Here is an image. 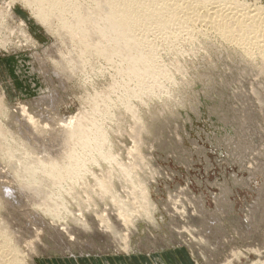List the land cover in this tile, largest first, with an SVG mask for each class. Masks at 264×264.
I'll return each instance as SVG.
<instances>
[{"label": "rangeland", "instance_id": "obj_1", "mask_svg": "<svg viewBox=\"0 0 264 264\" xmlns=\"http://www.w3.org/2000/svg\"><path fill=\"white\" fill-rule=\"evenodd\" d=\"M237 3L247 9L259 8L264 15V0H237ZM0 8L4 21L3 26L0 25V36L7 35L9 43L2 46L4 41L0 38V94L6 105L0 112V121L8 125L11 132L21 133V140L32 145L24 147L25 153L11 151L4 161L0 160V197L7 199L6 191H22L25 197H32L47 187L43 175L35 173L39 161L44 157L53 161L59 159L54 158V146L55 140L63 137L64 125L56 123L55 119L86 113L90 99L102 91L107 92L114 84L113 78L118 79L115 71L118 58L112 59V65H116L113 67L111 62L91 57L83 72L76 76H57L53 72V60L68 49L60 35L39 22L19 0H0ZM8 8L18 20L12 22L3 15ZM19 21L24 23L32 44L23 41V36L13 30L20 25ZM199 27L194 24L192 31L196 35L192 36L188 35L191 30L188 33L181 30L180 35L178 32L180 45L174 54L168 52L157 32L147 30L148 34L146 31L145 38L149 36L145 39L146 45L151 41L160 49L156 57L153 56L160 75L165 70L168 77L160 78L159 84L164 91L174 93L169 97L148 99L143 106L139 100H133L146 127L143 134L133 135V119L126 115L125 105L118 99L113 108L115 115L96 119V126L106 131L103 154L108 157L97 163L87 159L89 173L81 180L86 184H75L71 192H68L69 183L55 184L44 197L43 210L42 202L38 201L25 200L21 204L13 200L10 207L0 203V223L10 226L17 248L27 262L32 258L31 264H264V69L261 70V59L256 56L253 45L249 58L244 59L241 45L221 43L212 31L201 36V31L208 28ZM182 38H193V41L186 43L180 41ZM129 82L125 83L129 85ZM131 82L130 88L134 86ZM122 90L107 95L120 98ZM52 92L56 99L53 105L46 100V103L41 101V105L34 103L39 96ZM21 106L39 122L35 124V133H29L33 136L25 130L29 123L26 117L16 110ZM9 141L17 142L11 136ZM61 142L62 149L73 152V142L69 143L64 137ZM111 155H115L113 159ZM138 157L139 166L136 165ZM30 158L39 160L30 165L33 176H14L13 169H22ZM108 172L112 173L113 194H101L99 180ZM136 182L139 183L137 189L133 187ZM179 189L185 190L183 196L179 195ZM131 191L138 194L146 191L155 204L146 217L138 212L141 205L136 203L137 195H131ZM222 196H226L227 203L231 202L226 204L228 207L224 205L225 209H232L223 208L225 213L215 211L214 206L213 197L221 199ZM58 197L62 201H54ZM76 198L83 200L77 203L73 201ZM169 199L171 203L167 204ZM199 199L202 209L210 216L213 211L211 218L218 220L213 225L217 227L216 232L209 233V244L198 242L201 235H207L200 217L198 221L193 219L200 216L199 203L193 202ZM253 201H256L257 213L250 217L252 227L243 233L238 226L246 220L244 208ZM129 204H133L132 208L127 207ZM180 208L187 214L175 213L176 210L181 212ZM46 210L50 214L47 215ZM172 222L180 226L179 229ZM56 229L64 234L58 245L52 239ZM65 230L68 234L74 232L73 239ZM34 232H39L38 238L33 236ZM157 238L167 241L164 249L153 247ZM33 239L36 241L30 251L28 242ZM75 240L77 243L78 240L94 242L97 247L86 249ZM120 240L128 243V251L119 250ZM64 248H68L66 253Z\"/></svg>", "mask_w": 264, "mask_h": 264}, {"label": "bare ground", "instance_id": "obj_2", "mask_svg": "<svg viewBox=\"0 0 264 264\" xmlns=\"http://www.w3.org/2000/svg\"><path fill=\"white\" fill-rule=\"evenodd\" d=\"M19 1H21L22 3H24L25 6L30 8L32 14L36 17V19L39 22L42 21L47 25L49 29H53L54 31H56L58 35H60L59 38L68 47L65 54L63 53L64 55L61 54L58 58L53 60L54 67L56 68L53 69L55 75L57 76L69 75L71 77L76 76V74L77 73L79 74L80 71L83 72L85 68L84 65L89 64L88 60L91 57L97 59L98 58L103 59L106 62H108V64L109 62H111V65L113 64L112 59L115 57L118 58V64L117 66L116 65H112V66L113 67L116 66L115 71H117L116 74H119V77L118 79L113 78L114 84L109 90H107V92L102 91L96 94L95 98L90 99L89 103H87L88 105L87 108L89 109L86 113H79L77 116L74 117H68V118L59 117L55 119L56 123L58 122L59 124L64 125L63 132L61 133L62 136L69 143L71 142L74 143V149L72 150L73 152L70 153L67 150L62 149L64 146V144L61 142L63 137H60L59 139L55 140L56 142L54 146L56 148L54 149L56 153L54 158L58 157L59 159L57 160L54 159L55 161H53V160H49L50 157H44L39 161L36 158H30L27 160V162L25 163L22 169H13V174L16 177H32L33 171L30 169V165L33 164L35 161H39L37 168H35L36 169L35 173L43 175L45 182L47 183V187L44 191L41 190L39 192H36L35 194L37 196H32V197L29 196L25 197L26 195H23L25 192L22 191H19L17 193L6 191V193L4 194H7L8 198L6 199L3 196H1L2 198L0 197V203L3 202L9 207L11 206L10 201L14 200L16 203L22 204L25 200H29L32 202H36V201L42 202L41 207L43 210L45 207L44 201H46L44 197L48 195L52 186H54L55 184H59L60 182L63 181L69 183L68 192H71L73 190L75 184H77L76 186H81L86 184L81 180L85 179L89 173V166L87 159H93L94 163H97L99 160H103L108 157L107 155L103 154V150L104 148H106V137H105L106 131L104 130V128L96 126V119L97 117H105V116L112 117L113 115H115L113 114V108L116 107L115 104L118 102L117 101L118 99L122 101L123 105H125V110L127 111L126 115L130 116V118L133 119V126H134L133 135H136L138 137L139 134L141 133L143 134V132L146 131V127L142 124V120L139 117L140 114L139 115L137 114V108H136L137 105L135 106L132 103L133 100L134 99L139 100L140 106L141 105L143 106L146 104L148 99H152L154 97H159L163 95L169 97L172 96L174 93L169 90L164 91L162 89L163 86L159 84L160 78H168V77L166 76L165 70L164 72L162 71L163 74L161 73L160 75L159 72L160 67L157 66L156 64L157 61H155L153 58L155 53H159L157 51L158 50L160 51V49L156 46L154 42L150 41L148 46L145 43V39L149 37L148 36L145 38V33L147 30H149L150 32L151 31L157 32L158 33L157 36L160 35L159 37L161 39L158 37L157 38L164 42L163 45L165 44L167 45L169 50L168 52L174 54L179 50L178 45L180 44L177 43V39L180 35V31L181 30H185L186 32L189 30L192 31V27L194 28V24H199L201 26L199 28L201 29L202 27L208 28V30L201 31L203 33L200 34L201 36H203L204 34L209 35L208 34L210 33L209 31H212L211 34L220 38L221 43L224 42L228 44L234 42L236 45H239V47L241 45L240 49H243L242 53L244 59L249 58L250 51L255 49L254 51L256 56L259 59H261V64H260L262 66L261 70L264 69V15L259 11V8H252V9L251 7L249 9L244 8L245 6L237 3V0H232V1H228V0H19ZM1 9L2 8H0V25H2V22H4L3 18L1 17L2 16ZM3 15L6 16L7 19L9 17L11 19L10 21L12 22L18 20L10 8L6 9V12H4ZM19 23L20 25L18 26L14 25L15 27L13 28V30H16L19 33V35L23 36L22 38L23 41L32 44V39L26 34L24 23L21 24L20 21ZM195 29H196V25H195ZM147 33L149 34L148 31ZM152 34L154 33L152 32ZM191 34L196 35L194 31H192L188 35L192 36ZM0 38L4 41V44L2 46H4L5 44L6 45L9 44L7 41L8 40L7 35L0 36ZM159 40H156V42H159ZM181 40H183V38L180 39V41ZM183 41H186L187 43V41L188 42L193 41V38L192 39L189 38V40L184 39ZM34 44L35 43H33L32 45L33 48H34ZM252 45L254 48L250 49V46ZM160 47H161V43H160ZM156 55L157 54H155V57ZM91 66L95 67L94 65ZM147 80L149 82H147ZM129 81L130 82L132 81L131 84L134 83V86L132 88L128 87L130 85ZM125 82H129V85H127ZM119 89H123L122 91H124L123 94H121L122 96L120 98H117V96H115L114 99L112 97L113 96L112 94L107 95L110 92L112 93L118 92ZM118 95H120V93ZM51 96L53 97V99L51 98ZM4 100H5L4 96L0 94V112L6 109ZM44 100H46V102L48 101L49 103L51 102L52 105L56 101V99H54V95L52 92V94L50 93V95L48 96L47 95L39 96L34 101V103L37 105H41L40 102L41 101L45 102ZM16 110L17 112L20 113V115L26 117V120L29 122L27 126L25 125V130L28 132V135L29 133H35L36 131L35 124H38L39 122L35 120L28 113V111H26L25 107L21 106ZM119 118L120 117H118L117 119L120 120ZM51 122H53V120ZM7 126L5 124H2L0 121V160L1 161H4L6 156L11 151H14L16 153H25L26 149L24 147H32L30 142L28 143L30 145H28L21 140L20 138L21 133L18 134L11 132L10 130H8ZM23 135L24 134H22V136ZM30 135L33 136V134ZM10 136L17 140L15 144L9 141ZM113 156L115 155H111L110 158L113 159L114 158ZM140 163L141 160L138 157L136 165L139 166ZM111 176L112 173L108 172L105 177L99 180V186H100L99 192L101 194H108V193L113 194L110 187ZM138 184L139 183L136 182V185H134L133 187L136 186L137 189L139 187ZM184 189H179L178 192L179 195L183 196V194H185L182 193L185 191ZM131 192H130L131 195H137L136 203L141 205V209L138 208V212L141 215H145L146 217L149 211L152 208L154 209L155 204L151 202L150 197L146 191L140 194H138L135 191H131ZM225 198L226 196H222L221 199L219 198L215 199L213 197L215 203L214 206L216 207L215 211L223 210L224 212L225 209L224 205L226 204L228 205V203L230 202L229 201L227 203ZM82 200L83 198L81 199L76 198L73 201L79 203ZM54 201L56 202L62 201V198L58 197L54 199ZM193 202L195 204L199 203L197 206L199 208V209L197 208L198 209L197 212L198 214L200 213V216H197L196 218L193 217L192 218L197 220L198 217H200V220L203 222L204 225H206L205 233H207V235L203 237L201 235L198 240V242H200V244L202 245V243L205 244L210 240L211 236L209 235V233L214 234V232H216L215 229H217V227L216 225L215 226L213 225L217 223L218 220H216L215 218H211V216H213L212 213H214L213 211L210 216L208 211L205 212L202 209L200 204L201 203L200 199L197 202L195 201ZM255 202L256 201H253V203L251 202V205L247 204L248 206H246L243 210V212H245L244 216L246 220L244 223L243 221H241V223L238 226L239 228H241V232L242 230H244L243 233L249 231V226H251L250 217L252 214L257 213L256 211L257 207L255 206ZM166 203L167 204L171 203V200L170 202L167 201ZM131 205L133 206V204H129L127 205V207L132 208ZM164 208L166 207L164 206ZM7 209L8 207H5V211H7ZM228 209H230V207ZM193 210L195 212L196 209L193 208ZM130 211L131 209H129V212ZM179 211L176 210L175 213L178 214L181 213V215L187 214V212H185L186 210L181 209V212ZM45 213L47 215L50 214L48 210H46ZM217 214L215 213L214 215ZM172 221L175 220L172 219ZM202 222H198V223L201 224ZM251 223L253 225L252 221ZM176 224L180 225L178 224V222H176ZM154 226L157 227L156 220L154 221ZM175 227L179 229L180 226H175ZM53 232L54 233H52L53 235L52 239L54 243L58 245L61 237L62 238L64 237L63 231L56 229ZM65 233L69 236H72L71 234H73L74 232L68 234L67 230H65ZM38 234L39 232H34L33 236L38 238ZM13 235L14 234L12 233V230L10 229L9 225L0 223V264H31L30 260L32 258L29 259V262L26 261L24 257L25 255L23 254L24 255L23 256L22 252L19 250V248H17L16 245L17 241L14 238L15 235L14 236ZM70 238L73 239V236ZM115 240H117V237L115 238ZM35 241H36L35 239L30 240L29 242L27 241L31 245V249L28 250L30 251L33 250L32 245ZM172 241L174 243H177V240L175 238H173ZM75 242L77 243L76 240ZM78 243H80L79 240ZM81 243H83V246H85L86 249L91 247L92 248L97 247V245H95L96 243L94 244V242L86 243L84 241ZM165 244H167L166 240H164L163 238H157L153 242V247L155 248L160 247V249H164ZM129 249L130 246L128 245V243L126 241L123 242L120 240L119 250L128 251ZM67 250H65V253L67 252ZM66 255L69 256V254ZM256 263H259L258 260Z\"/></svg>", "mask_w": 264, "mask_h": 264}]
</instances>
